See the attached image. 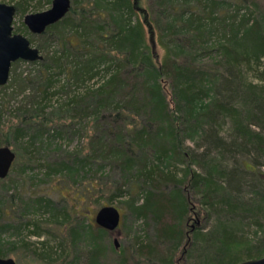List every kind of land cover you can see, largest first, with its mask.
Instances as JSON below:
<instances>
[{
	"label": "trees",
	"instance_id": "obj_1",
	"mask_svg": "<svg viewBox=\"0 0 264 264\" xmlns=\"http://www.w3.org/2000/svg\"><path fill=\"white\" fill-rule=\"evenodd\" d=\"M32 1H19L16 12L26 13L25 4ZM262 1L154 0L143 20L136 0H72L68 14L39 34L38 47L46 54L34 61L38 75L17 74L23 60L12 64V79L0 86V146L26 142L21 148L32 159L38 141L53 138L59 128L80 133L77 125L84 129L88 123L89 132H81H88V151L66 156L52 171L85 177L107 168L120 171L110 200L123 198L127 210L143 220L146 233L154 237L136 236L120 252L118 264H175L179 252L190 264H238L264 256V238L251 244L245 232L236 237L247 217L253 216L256 228L264 230V172L253 171L264 165L259 162L264 160V85L250 83V90H241L235 69L264 58ZM54 38L62 50L50 57L47 46ZM212 52L217 59L202 58ZM64 73L68 79L63 89L87 88L47 115L50 100L63 92L51 89ZM91 81L94 86H86ZM30 85L38 95L27 94ZM20 94L23 99L11 109L10 99ZM239 95L242 103L231 100ZM10 112L18 120L7 126L2 119ZM228 118L226 136L218 125ZM188 137L202 141L201 153L192 150ZM213 154L220 158L209 159ZM7 178L0 179L3 191L10 188L5 186ZM14 200L13 195L6 201L0 197V213L12 210ZM52 202L36 199L39 207L33 205V210L52 212L60 226L71 222L72 211L59 210ZM216 213L215 227L203 233ZM192 215L200 222L190 227ZM202 215L208 216L206 222ZM26 227L29 236L43 235L31 229V222L15 230ZM96 228L91 236L99 243L109 230ZM67 231L72 251L79 231L74 225ZM234 246L248 250V258H235ZM253 248L258 250L251 254ZM113 249H118L116 243ZM100 251L97 246L89 251L86 264H101ZM41 256L53 259L49 252ZM79 259L67 252L59 264H81Z\"/></svg>",
	"mask_w": 264,
	"mask_h": 264
},
{
	"label": "rangeland",
	"instance_id": "obj_2",
	"mask_svg": "<svg viewBox=\"0 0 264 264\" xmlns=\"http://www.w3.org/2000/svg\"><path fill=\"white\" fill-rule=\"evenodd\" d=\"M21 0H0V2L12 5L17 7L18 2ZM53 0H35L30 2L29 4H25L27 8L26 13H18L16 12L13 26L14 33H21L29 38L31 44L34 47L39 48L40 41L38 39L39 34L32 33L30 29L24 22L25 16L31 13H38L42 11H46L52 7ZM137 5L139 6L138 15L141 19L144 20V14L149 15V11L154 5V0H136ZM263 6H264V0ZM26 27L27 29H25ZM21 30V31H20ZM26 31V32H25ZM148 36L149 42L152 44L151 39ZM40 49V48H39ZM48 54L51 57L56 52L61 53L62 45L59 41L54 38L51 46H47ZM46 49V50H47ZM154 49L159 54L162 53L160 47L157 44H154ZM41 50V49H40ZM42 54V53H41ZM46 54V51L43 53ZM42 54V55H43ZM214 52L211 54H203L202 58L206 61H211V59L216 58ZM236 73H238V78L241 81L240 89L250 90V83H258L259 85H264V58L258 63L255 61L251 62L244 66H238L235 68ZM17 74H22V76H37L39 73V65L34 64L31 61H24L19 63L17 67ZM12 79V77L10 78ZM60 82L57 83L54 89L63 90L62 93L54 96L52 100H50L49 107L46 109L47 115H51L52 111L55 108L59 107L60 103L70 99L72 95H78L85 92L87 87L80 86L77 87H69L62 88V84L66 82L68 79V73L61 74L59 76ZM88 87L94 86V82H88L86 84ZM39 92V91H37ZM36 89L33 85L27 90V94H35L38 95ZM2 93L0 92V99ZM225 95H228V92H225ZM24 94H20V96L16 98L10 99V107L11 109H15L19 102L23 99ZM235 103H242L243 97L242 95L236 96L234 99H231ZM1 101V100H0ZM15 107V108H14ZM13 113L15 110L12 111ZM57 120V116H52ZM17 118L11 115V112L2 119V122L7 125L10 121L17 122ZM51 124V123H50ZM9 125V124H8ZM7 125V126H8ZM231 126V121L228 119L221 120L218 125V129L222 131L224 135H228L229 128ZM78 129L83 131H88L90 129V125L88 123L84 124V129H81V125H77ZM258 129V128H255ZM59 134L56 132L52 133L53 138H46L42 141H38L35 150L30 152L32 159L29 158L25 150L21 148V144L24 147H27V143L16 142V145L13 144L10 147L16 152L17 156L13 163L12 169L10 171V176L6 179L8 180L7 185L9 186V190L3 191L1 190L0 184V197L4 198L6 201V197H10L11 195L16 197L14 200L13 208H5L4 213H0V226L3 224H7L9 228L5 230H0V253L5 255V257H12L16 260L17 264H59L62 256L65 253H74L79 256V260L81 264H86V256L89 251L94 250L95 246L101 249L102 254V262L101 264H118V260L121 259L120 252L124 251L123 248L130 245L131 241L138 237L139 235L145 237L149 235V237H154V234L146 233V225L145 222L141 219H137L134 215H132L123 204L125 201L123 198H117L113 201L110 200L111 193L113 191V181L120 180V171H112L104 169L105 173L98 172L97 176H107L104 179H98L97 176H93V171L87 175V177L81 175H69L66 172L63 173H54L52 171L53 167L60 163L68 155H73L74 153H86L88 151V142L90 140L87 137V132L85 135L80 133H73L70 131H64L60 128L58 129ZM260 130V129H259ZM187 143L191 146L192 150L195 153H201L205 146H200L202 141H198V139L187 138ZM197 141V142H196ZM20 143V144H19ZM17 144H19L17 146ZM219 155L213 154L209 159L220 158ZM252 157L253 155L250 154ZM249 156V157H250ZM260 163H263L264 160H259ZM96 169V166L94 167ZM262 169L264 172V165L257 166L255 170ZM96 171V170H94ZM110 172V173H109ZM130 178L131 180H136L138 177L137 174L133 173ZM129 176V175H128ZM45 198L53 201V206L57 207L59 210L70 209L72 211L71 214V222H68L66 225H61L55 223L52 220V212L45 213L43 210H33V205L38 206L36 203V199ZM6 204V203H5ZM104 206H115L117 207L122 215L120 225L118 229L108 232L106 234V239L100 241L99 243H95L94 238L91 235L95 236V230L98 226L96 223V214L100 210V208ZM27 210L28 212H24L25 214L20 215L22 210ZM4 210V209H3ZM14 214H12V212ZM216 215V216H215ZM197 216L192 215L190 221V227L195 226L197 222L200 220L196 219ZM206 217L203 215L200 217L203 222H206ZM217 213L214 214L213 218L211 217L209 223L206 225V229L203 230V233L209 231L215 227V223L217 221ZM236 218L235 220L237 221ZM224 221V220H223ZM244 224H242V229L237 231L236 237H239L240 234L245 232L246 236L249 240H251V244H258L259 239L264 238V230H258L256 228L255 223H253V216L247 217L244 219ZM27 222H31V229L33 227L38 228L35 225V222H38V226H40L39 231H42V236H29V232L27 227L25 229L15 230L19 225H25ZM75 226L79 231V237L76 241L75 248L71 243V238L67 230L69 226ZM51 229L48 231L47 229ZM258 230V231H257ZM257 231V232H256ZM29 243V247L24 246V243ZM114 243L117 244L118 249H113ZM62 244V246H60ZM53 247L55 249L54 252L47 251V249ZM241 246H234L231 254L234 255L235 258H239V260H244L248 258L246 251H242ZM258 248H253L251 250V254L256 253ZM117 251V252H115ZM51 253L53 254V259L49 260V258L42 259V253ZM175 264H190L186 261V257L182 255V252L177 253L174 260ZM194 264V261L192 262Z\"/></svg>",
	"mask_w": 264,
	"mask_h": 264
},
{
	"label": "water",
	"instance_id": "obj_3",
	"mask_svg": "<svg viewBox=\"0 0 264 264\" xmlns=\"http://www.w3.org/2000/svg\"><path fill=\"white\" fill-rule=\"evenodd\" d=\"M71 6L72 0H53L50 9L27 14L24 22L32 33L42 34L50 25L63 19ZM15 14V6L0 2V86L8 84L14 62L18 60L34 62L43 59L40 49L34 47L27 36L14 33ZM16 156V152L10 146H0V179L9 175ZM121 218V212L117 207L104 206L97 212L95 220L98 226L113 231L118 229ZM0 264L17 262L12 257L0 256ZM238 264H264V256Z\"/></svg>",
	"mask_w": 264,
	"mask_h": 264
}]
</instances>
